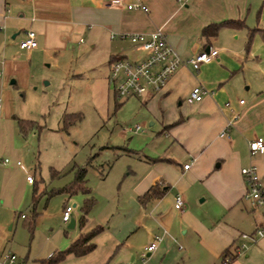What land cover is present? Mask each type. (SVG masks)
<instances>
[{
    "label": "crops",
    "instance_id": "crops-1",
    "mask_svg": "<svg viewBox=\"0 0 264 264\" xmlns=\"http://www.w3.org/2000/svg\"><path fill=\"white\" fill-rule=\"evenodd\" d=\"M108 1L0 0L1 96L8 91L15 98V93L35 81L38 61L56 64L73 49H83L88 55L98 51L95 66L107 69L113 56L137 57L128 40L117 37L119 33L148 34L160 28L182 61L160 92L140 98L144 105L160 108L166 139L159 152L143 158L146 170L132 187L133 212L124 221L101 226L89 252L67 254L56 264H187L193 256L198 264H212L207 257L220 258L226 248L234 251L239 233L264 226L262 210L250 208L242 199L245 185L239 173L250 162L247 142L255 136L264 139V39L257 31L264 30V0H122L114 7H108ZM135 2L147 11L125 8ZM227 19L239 20L243 26L222 27L208 40L200 36L204 25ZM248 29L256 31L246 48ZM27 30L34 32L36 46L25 54L18 41ZM208 47L217 49V56L193 70L185 61ZM8 84L15 89L7 88ZM194 85L206 92L200 101L186 103ZM239 85L244 86L245 97ZM20 117L22 113L0 100V124L12 121L18 128ZM227 120L232 125L220 137ZM251 162L264 185V152ZM152 186L154 194L139 200ZM176 193L182 198V210L173 207ZM193 195L202 196L200 201L212 200L214 207L208 211L194 208ZM70 205L73 208L75 203ZM80 214L71 227L77 226V232L61 250L80 233L99 225L93 220V226L84 230L87 219L85 215L79 226ZM154 235L160 239L148 252L145 246ZM58 250L55 246L44 257L25 255L21 262L15 256L13 264H43ZM0 251L8 250L0 245ZM238 254L228 264H238ZM241 254L243 260L263 258L264 235Z\"/></svg>",
    "mask_w": 264,
    "mask_h": 264
},
{
    "label": "rangeland",
    "instance_id": "rangeland-1",
    "mask_svg": "<svg viewBox=\"0 0 264 264\" xmlns=\"http://www.w3.org/2000/svg\"><path fill=\"white\" fill-rule=\"evenodd\" d=\"M73 50L56 64L38 61L35 81L15 98L8 91L0 95V100L22 113V120L31 121L25 130L12 121L0 124V245L19 262L25 255L44 257L55 246L61 250L77 232V226H66L69 220L61 221V210L75 203L69 219H76L82 194L55 192L72 180L76 167H84L85 185L93 198L83 229L92 227L93 220L105 227L127 219L135 200L132 187L146 170L143 158L159 152L166 139L160 108L144 105L140 98L115 99L106 65L95 66L100 53ZM7 88L13 90L15 85ZM239 88L245 97L244 86ZM16 161L32 175L33 184L25 181ZM33 190L38 213L34 217ZM201 198L193 195L191 205L207 211L214 207L212 200ZM241 252L238 264H264V257L243 260ZM207 260L221 264L220 258ZM187 264H198L197 259L193 256Z\"/></svg>",
    "mask_w": 264,
    "mask_h": 264
},
{
    "label": "built area",
    "instance_id": "built-area-1",
    "mask_svg": "<svg viewBox=\"0 0 264 264\" xmlns=\"http://www.w3.org/2000/svg\"><path fill=\"white\" fill-rule=\"evenodd\" d=\"M122 0H109L108 7L120 6ZM127 10H140L146 12L147 9L139 2L126 4ZM113 37V34H111ZM119 39H126L133 49L138 53L135 58L119 55L108 63L107 81L111 87L113 97L115 99H126L128 97L141 98L148 94H156L160 92L169 76L176 67L182 63L177 52L167 42L164 33L160 28H156L148 34L142 33H119ZM36 46L35 35L32 30L24 32V37L18 41V47L28 54ZM217 56V49L208 47L206 50H199L185 62L191 65L193 70H197L201 63L214 59ZM206 91L199 85H194L185 97L186 103H194L201 100ZM242 103V100H238ZM236 115H233V118ZM232 125L231 120H227L224 129L218 136H226V130ZM135 126V130H138ZM264 152V139L261 136H255L247 142V154L249 163L239 169V173L244 182V192L242 199L247 202L250 208H260L264 214V185L261 183L256 166L251 159ZM7 160L3 159L2 163ZM25 173V180L28 183L33 182L32 175L24 169L19 161L15 162ZM187 164L183 165L186 168ZM173 207L182 210L183 201L181 196L176 193L173 197ZM72 210L71 205H65L61 211V221L69 220V214ZM264 235V226H257L249 233H239L240 242L231 254L244 251L248 244L255 243L256 240ZM160 237L154 235L153 239L145 246L146 251H152ZM144 253L141 254V259ZM15 255L10 251H0V264H13ZM230 261V255L224 257L221 264H227ZM122 264H131L124 262Z\"/></svg>",
    "mask_w": 264,
    "mask_h": 264
},
{
    "label": "trees",
    "instance_id": "trees-1",
    "mask_svg": "<svg viewBox=\"0 0 264 264\" xmlns=\"http://www.w3.org/2000/svg\"><path fill=\"white\" fill-rule=\"evenodd\" d=\"M243 23L239 20H233V19H227L219 22H213V23H208L204 25L200 29V36L204 40H208L211 37H214L217 32L222 28V27H242ZM255 29H248L247 30V41H246V48H248L252 35L255 32ZM261 33V36L264 39V30H257ZM117 56H113L109 61H112L113 59L117 58ZM17 124L21 130H25L26 125L31 126V121H25L22 119H17ZM28 122V123H27ZM52 176H57V172H52ZM155 186H152L149 188L147 191H145L141 196H139V200L145 199L151 194H154ZM56 193H66V194H74L79 192L82 194L83 199L81 201V206H80V217L78 220V225L82 226L84 222V216L87 214L88 210L92 207L93 205V198L92 196H89L90 189L86 187L85 185V169L84 167H76L74 172H73V178L70 182H68L66 185L63 187L59 188L58 190L55 191ZM36 194L35 190H33L32 195H31V211H32V216H36L35 212V203H36ZM28 227L31 230L32 225L28 223ZM102 229L101 226L96 225L87 232L80 233L76 239H74L72 242L68 244L67 247H65L62 250L56 251L52 254H50L46 259L42 260L43 264H56L57 262L61 261L64 256L67 254H73L75 256H80L83 255L87 252H89L93 248V243L91 242V239ZM230 255V260H233L235 255L231 254V252L228 250V248L224 249L221 254H220V259L221 261L224 259L225 256Z\"/></svg>",
    "mask_w": 264,
    "mask_h": 264
},
{
    "label": "water",
    "instance_id": "water-1",
    "mask_svg": "<svg viewBox=\"0 0 264 264\" xmlns=\"http://www.w3.org/2000/svg\"><path fill=\"white\" fill-rule=\"evenodd\" d=\"M66 226L69 228L73 227V219L70 218Z\"/></svg>",
    "mask_w": 264,
    "mask_h": 264
}]
</instances>
